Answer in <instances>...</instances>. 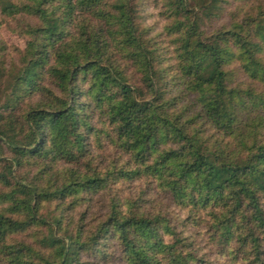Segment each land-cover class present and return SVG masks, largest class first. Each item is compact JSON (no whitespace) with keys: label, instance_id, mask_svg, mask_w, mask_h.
<instances>
[{"label":"trees","instance_id":"obj_1","mask_svg":"<svg viewBox=\"0 0 264 264\" xmlns=\"http://www.w3.org/2000/svg\"><path fill=\"white\" fill-rule=\"evenodd\" d=\"M168 2L171 69L125 0H0L3 15L37 22L23 24L19 62L0 61V264H211L185 234L204 221L219 253L264 264V10L206 31L224 0ZM178 78L190 112L171 93ZM43 91L45 105L24 104ZM142 179L140 194L162 188L185 216L118 186Z\"/></svg>","mask_w":264,"mask_h":264},{"label":"rangeland","instance_id":"obj_2","mask_svg":"<svg viewBox=\"0 0 264 264\" xmlns=\"http://www.w3.org/2000/svg\"><path fill=\"white\" fill-rule=\"evenodd\" d=\"M115 0H109V3ZM127 7L131 10L133 21L137 28L138 36L148 44L150 47L156 48L158 57L161 61L160 67H167L166 69L174 68V35L168 33L167 25L173 20V14L169 10L168 0H125ZM260 6L264 10V0H224L222 3V12L218 17L204 20L202 23L203 29L206 31L216 30L222 27H226L231 21L239 19L250 9ZM31 25L36 24V20L32 17L22 15L19 16H7L3 15L0 11V61H3L6 67L12 68L14 64L19 62V59L24 53L27 40L29 38L24 32V23ZM126 67V76L128 81L134 85H143L142 77L133 66H130L128 62H123ZM234 75L239 81H244V75L238 70L234 69ZM178 85L172 88V95L176 98L177 108H183L185 112H190L187 106H190L193 101V95L190 94L185 88L180 78ZM45 79L44 85L51 90L54 94H58L56 88H52L51 84ZM256 87L264 89V82L256 83ZM48 97L51 94L43 91L35 93L29 96L24 104L38 105L46 103ZM23 104V105H24ZM97 118V117H96ZM213 128L207 130V132H213ZM108 154V152H107ZM145 179L141 181H134L131 184L128 181H123L118 186L121 187L124 195L131 194V200L135 198V195L141 196V199L146 201V206L154 212H160L164 216L171 218L174 222L177 219H182L187 213L185 209L178 206L173 202L170 196L162 188H150L146 190L143 195L140 194L141 190L145 189ZM133 187V191L130 189ZM152 187V186H151ZM104 191L94 196V200L90 206L91 217L97 219L98 215L104 212L106 208V201L104 200ZM206 222L203 224L195 225L194 223L188 224L186 227V235L193 238L195 245L201 247V253H205L207 260L212 261L211 264H243V261L234 260L228 255L225 256L219 253L218 247L210 243L206 239ZM112 242V247H113ZM231 258V259H229Z\"/></svg>","mask_w":264,"mask_h":264}]
</instances>
